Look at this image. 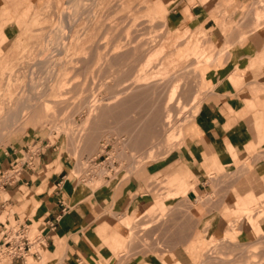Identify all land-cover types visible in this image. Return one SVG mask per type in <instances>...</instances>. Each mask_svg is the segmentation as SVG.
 Listing matches in <instances>:
<instances>
[{
    "label": "crops",
    "instance_id": "obj_1",
    "mask_svg": "<svg viewBox=\"0 0 264 264\" xmlns=\"http://www.w3.org/2000/svg\"><path fill=\"white\" fill-rule=\"evenodd\" d=\"M168 7L175 51L201 38L209 49L224 50L199 68L205 96L180 144L128 177L91 189L68 178L75 167L53 145L31 134L17 138L0 154V172L30 144L40 143L39 150L2 194L0 216L35 227L44 246L38 259L6 264H201L208 244L218 245L235 217L245 219L233 243L258 238L247 216L264 203V0H174ZM161 200L164 218L157 211L158 221L147 223L144 210ZM133 226L145 232L130 246ZM144 234L158 235L163 252L141 253Z\"/></svg>",
    "mask_w": 264,
    "mask_h": 264
},
{
    "label": "rangeland",
    "instance_id": "obj_2",
    "mask_svg": "<svg viewBox=\"0 0 264 264\" xmlns=\"http://www.w3.org/2000/svg\"><path fill=\"white\" fill-rule=\"evenodd\" d=\"M71 1L0 0V154L17 138L31 134L67 156L75 167L68 178L75 185L95 189L108 178L128 177L180 144L205 96L199 68L221 59L224 50L209 49L201 38L175 51L164 17L174 0ZM173 86H178L177 100L166 107ZM167 111L173 115L169 127L164 124ZM38 144H30V152L36 153ZM29 156L21 152L17 160ZM106 156L108 161L95 165ZM111 162L116 168L109 172ZM230 176H224L223 183ZM170 196L174 195L166 197ZM215 197L202 196L199 201ZM154 206L153 214L144 210L150 224L165 214L162 200ZM262 210L264 203L247 216L258 238L233 243L245 219L235 217L229 230L224 228L223 240L208 244L201 264H264ZM157 211L159 218L154 219ZM6 220L13 223V216L2 213L0 222ZM137 228H130V246L145 232ZM30 231V237L38 234L35 227ZM151 236H141V253L163 252L159 236ZM43 246L37 243L32 251L41 253ZM167 257L173 255L160 261ZM42 260L31 264H43ZM6 263L0 256V264Z\"/></svg>",
    "mask_w": 264,
    "mask_h": 264
},
{
    "label": "built area",
    "instance_id": "obj_3",
    "mask_svg": "<svg viewBox=\"0 0 264 264\" xmlns=\"http://www.w3.org/2000/svg\"><path fill=\"white\" fill-rule=\"evenodd\" d=\"M38 151L30 152L27 148L26 155L30 156L23 162L15 160L10 163V165L0 172V207L4 206L2 201V194L7 188H11L16 185L21 179L22 167L23 165H28L27 160H31L32 156L36 155ZM109 160L106 156L104 161L95 162V165L99 166L102 163ZM116 162H111L107 168H111L109 172H112L116 167ZM31 231L30 227L24 224H20L18 221L14 220L13 223L6 222L0 224V256L6 257V260H18L22 261L29 255H34L39 258L40 253L38 251H32L33 247L37 243L44 242L41 232L30 237Z\"/></svg>",
    "mask_w": 264,
    "mask_h": 264
},
{
    "label": "bare ground",
    "instance_id": "obj_4",
    "mask_svg": "<svg viewBox=\"0 0 264 264\" xmlns=\"http://www.w3.org/2000/svg\"><path fill=\"white\" fill-rule=\"evenodd\" d=\"M71 1V0H70ZM78 1V0H77ZM93 1V0H92ZM96 1V0H95ZM72 2V1H71ZM80 2H81V0H80ZM118 3V2H117ZM93 6V5H92ZM122 6V5H121ZM80 7V6H79ZM90 8V7H89ZM94 8V7H93ZM66 11V10H65ZM91 17V16H90ZM108 17V16H107ZM63 18V17H62ZM258 20V19H257ZM100 22V21H99ZM104 22V21H103ZM133 23V22H132ZM105 24V23H104ZM109 24V23H108ZM59 25V24H58ZM118 25V24H117ZM129 25V24H128ZM120 26V25H119ZM98 27V26H97ZM126 28V27H125ZM128 28V27H127ZM117 49H119L120 50V47L119 48H117ZM117 49H114L113 51H115V52H113V51H111V52H113V54L115 53V54H117L118 52L116 51ZM122 53V52H121ZM119 54H120V52H119ZM197 54V53H196ZM202 56V55H201ZM200 56V57H201ZM204 56V55H203ZM116 57V56H115ZM124 57V56H123ZM199 57V58H200ZM221 57V56H220ZM198 60V59H197ZM119 61V60H118ZM201 61V60H200ZM51 62V61H50ZM107 63V62H106ZM201 63V62H200ZM206 63V62H205ZM56 75V74H55ZM161 83V82H160ZM178 87V86H177ZM177 87L176 86H173L172 88H171V90L169 91V94H168V97H167V102H166V107H169L171 104H173V102H174V100L177 98V93H178V89H177ZM132 88V87H131ZM155 89V88H154ZM126 90H128V88H126ZM156 91V90H155ZM197 97H198V95H196L195 97H194V102H196L195 100H197ZM117 100V99H116ZM177 100V99H176ZM29 104V103H28ZM174 105V104H173ZM33 107L34 106V104L33 103H31L30 105H29V107ZM177 106H179V105H177ZM28 107V106H27ZM166 107L164 108V110L166 109ZM180 107V106H179ZM183 107V106H182ZM25 108V107H24ZM171 108V107H170ZM29 110H31L30 108H28ZM168 109V108H167ZM166 109V110H167ZM26 110V109H25ZM28 110V111H29ZM169 110V109H168ZM27 111V110H26ZM165 112V111H164ZM20 113V112H19ZM167 115H166V118H164L165 120H164V124L167 126V127H169V125L171 124V118H173L172 116V113H170L169 111H167ZM23 114V113H22ZM29 114V113H28ZM24 115V114H23ZM172 115V116H171ZM23 118V117H22ZM96 119V118H95ZM96 121V120H95ZM173 121V120H172ZM88 122V121H87ZM86 122V123H87ZM90 123V122H89ZM96 124H98V123H96ZM128 126V125H127ZM166 127V128H167ZM126 128V127H125ZM129 128V127H128ZM84 129V128H83ZM168 130V129H167ZM127 131V130H126ZM89 132H91V131H89ZM175 132V131H174ZM88 133V132H87ZM169 132H167L166 133V135L168 134ZM172 133V132H171ZM90 134V133H89ZM92 134V133H91ZM84 135V134H83ZM131 135V134H130ZM140 135V134H139ZM169 135V134H168ZM167 135V136H168ZM176 135V134H175ZM178 135V134H177ZM89 136V135H88ZM91 136H93V135H91ZM167 136H166V138H167ZM171 136V135H170ZM77 137V136H76ZM171 138V137H170ZM175 138V137H174ZM127 139V138H126ZM77 140H78V138H77ZM93 140V139H92ZM135 140V139H134ZM94 141V140H93ZM92 144V143H91ZM76 145V144H75ZM78 149V148H77ZM147 157H151V155L153 154V148H150L148 151H147ZM148 210H149V212L151 213V211H153L154 212V210L156 211V208H155V206L154 205H152V206H149V208H148ZM262 211H264V210H262ZM148 212V213H149ZM151 214H153V213H151ZM151 216V215H150ZM255 228L256 229H259V227H260V224H259V222L258 221H255ZM223 232H225V231H223ZM225 242V241H224Z\"/></svg>",
    "mask_w": 264,
    "mask_h": 264
}]
</instances>
